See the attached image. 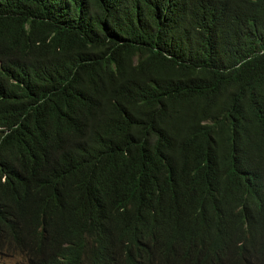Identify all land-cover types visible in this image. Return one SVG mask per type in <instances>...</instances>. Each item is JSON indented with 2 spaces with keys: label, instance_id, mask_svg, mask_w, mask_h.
<instances>
[{
  "label": "trees",
  "instance_id": "obj_1",
  "mask_svg": "<svg viewBox=\"0 0 264 264\" xmlns=\"http://www.w3.org/2000/svg\"><path fill=\"white\" fill-rule=\"evenodd\" d=\"M264 264V0H0V256Z\"/></svg>",
  "mask_w": 264,
  "mask_h": 264
},
{
  "label": "rangeland",
  "instance_id": "obj_2",
  "mask_svg": "<svg viewBox=\"0 0 264 264\" xmlns=\"http://www.w3.org/2000/svg\"><path fill=\"white\" fill-rule=\"evenodd\" d=\"M21 257L12 255V257L0 256V264H26L25 260H20Z\"/></svg>",
  "mask_w": 264,
  "mask_h": 264
}]
</instances>
